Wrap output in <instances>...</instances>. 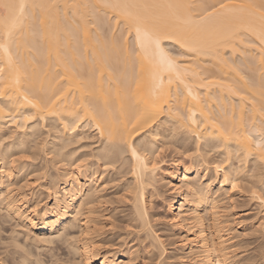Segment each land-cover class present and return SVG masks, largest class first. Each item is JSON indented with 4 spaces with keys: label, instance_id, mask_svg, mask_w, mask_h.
Listing matches in <instances>:
<instances>
[{
    "label": "bare ground",
    "instance_id": "6f19581e",
    "mask_svg": "<svg viewBox=\"0 0 264 264\" xmlns=\"http://www.w3.org/2000/svg\"><path fill=\"white\" fill-rule=\"evenodd\" d=\"M7 124L17 137L5 143ZM38 127L54 131L50 150L60 161L75 152L73 137L96 132L101 144L90 156L131 173L142 227L150 223L149 187L170 185V223L188 264H230L217 219L206 225L203 207L217 209L214 186L236 187L251 161L264 207V0H0V211L35 232L37 244L79 223L73 252L86 264H115L97 245L98 178L70 162L49 181L53 202L44 205L7 186V157ZM159 137L184 154L193 146L217 152V161L204 174L197 158L191 168L175 162L161 171ZM35 256L20 255L19 264Z\"/></svg>",
    "mask_w": 264,
    "mask_h": 264
},
{
    "label": "rangeland",
    "instance_id": "374dc122",
    "mask_svg": "<svg viewBox=\"0 0 264 264\" xmlns=\"http://www.w3.org/2000/svg\"><path fill=\"white\" fill-rule=\"evenodd\" d=\"M175 50L172 48L174 55L178 54ZM2 127L1 132L6 134L5 143L12 142L17 137L16 127L10 124ZM37 132L34 138L27 139L25 147L11 151V157H7L9 164L6 168L12 174L7 186L13 190L14 195L19 198L22 196L24 201L36 196L40 205L52 203L49 181L60 178L63 167L75 162V165L81 167L80 175L96 177L101 184L96 205L100 211V220L104 222L99 225L104 234L98 238L104 241L97 245L103 254H111V261L115 264H188L190 252L180 249L182 238L174 235L170 223L169 207L175 195L173 187L156 182L149 187L153 194L151 204L148 205L150 223L142 227L135 216L131 173L120 172L116 165H103L102 161L90 156L92 150L101 144L96 132L91 130L82 134L80 142H76L77 139L73 137L71 143L75 152L64 161L51 153L50 143L54 140V131L49 127H38ZM158 147L154 156L161 171H173L175 162L191 168L190 159L197 158L201 164V174H204L207 166L213 168L218 157L217 152L208 155L203 152L200 155L201 152L194 146L184 154L183 149L171 139L162 137H159ZM125 157L130 160L128 153ZM11 160L13 163L10 164ZM233 165H240L238 159L233 160ZM248 166L249 169L239 171L242 179L236 187L214 186L215 197L219 201L217 209L210 211V207H203L206 225L210 227V217L217 219L218 232L225 242L224 252L230 264H264V207L254 194L257 189L250 183V175L255 172L254 161L248 163ZM207 175L209 180L210 176H215L213 170ZM79 236L80 224L75 223L68 236L51 244H37L33 241L38 238L35 232L23 229L6 211H0V260L4 264H19L20 255L27 252L37 256L29 260L28 264H36V258L43 264H86L79 254L73 252L70 244L77 241ZM156 236L162 244L158 243ZM114 254H117V259Z\"/></svg>",
    "mask_w": 264,
    "mask_h": 264
}]
</instances>
